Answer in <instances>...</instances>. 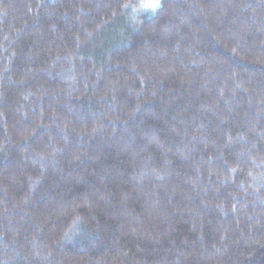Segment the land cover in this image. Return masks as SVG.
<instances>
[{
    "label": "trees",
    "instance_id": "16d2710c",
    "mask_svg": "<svg viewBox=\"0 0 264 264\" xmlns=\"http://www.w3.org/2000/svg\"><path fill=\"white\" fill-rule=\"evenodd\" d=\"M0 0V264H264V0Z\"/></svg>",
    "mask_w": 264,
    "mask_h": 264
},
{
    "label": "clouds",
    "instance_id": "9594fccd",
    "mask_svg": "<svg viewBox=\"0 0 264 264\" xmlns=\"http://www.w3.org/2000/svg\"><path fill=\"white\" fill-rule=\"evenodd\" d=\"M153 2H158L160 3V0H146V3L142 5L143 8H146V9H155V8H151V7H148L147 5H150L152 4Z\"/></svg>",
    "mask_w": 264,
    "mask_h": 264
},
{
    "label": "snow or ice",
    "instance_id": "6c2138e0",
    "mask_svg": "<svg viewBox=\"0 0 264 264\" xmlns=\"http://www.w3.org/2000/svg\"><path fill=\"white\" fill-rule=\"evenodd\" d=\"M147 6L151 7V8H157L159 6V3L158 2H153L152 4L147 5Z\"/></svg>",
    "mask_w": 264,
    "mask_h": 264
}]
</instances>
